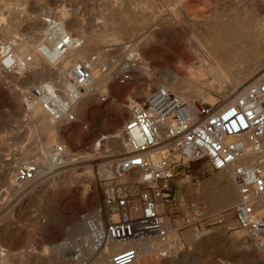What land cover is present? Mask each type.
Returning <instances> with one entry per match:
<instances>
[{"label": "rangeland", "instance_id": "374dc122", "mask_svg": "<svg viewBox=\"0 0 264 264\" xmlns=\"http://www.w3.org/2000/svg\"><path fill=\"white\" fill-rule=\"evenodd\" d=\"M107 1L71 0L72 7L65 9L61 7V0H0V31L17 41L18 35H26L23 44L17 43L23 52L31 46L34 37L44 38L47 17L59 15L63 19L65 10L70 31L84 44L81 50H73L68 59L58 65L40 55L41 67L35 70L39 82L67 79L70 65L87 58L93 51H99L104 61L112 59L113 55L123 60V50L119 46L124 42H130L139 52L142 60L139 67L144 68L143 73L126 86L97 81L91 93H87L91 99L88 112L78 115L75 111L79 123L58 134L55 130L44 132L41 125L35 123L33 110L27 111L21 105L22 93L37 83H18L7 76L4 67L0 68V254L7 260L6 264H97L108 259L110 255L97 250L82 262L75 254L83 245L84 237L79 236L75 243L66 241L78 223L90 224L88 218L99 212L102 170L110 167L111 164L106 165L112 159L109 157L117 154L106 138L120 134L129 120L131 107L153 88L168 87L167 79L175 77L177 88L189 90L192 84L201 85L211 80L206 66L209 61L227 74L254 68L257 62L251 55L258 53V49L244 40L239 43L240 50L234 48L235 45L228 42L230 36L225 33L228 25L246 26L259 20L262 26L260 44L264 48V0H150L151 6L137 15L130 3L135 0H119L126 3L124 9ZM28 25H36L35 35L26 30ZM9 41L0 38V44ZM213 45L223 46L224 50L220 49L218 55L226 53L224 59L211 53ZM41 52L52 54L46 40ZM229 82L230 89L247 84L243 82L235 87L230 79ZM210 95L212 97L207 100L214 104L224 92L221 96L215 92ZM56 142L65 144L67 151L77 159L67 157L64 168H47L52 171L51 175L32 193L13 192L7 181L15 180V169L32 161L42 166L44 163L50 165L47 149ZM47 169H43L41 175ZM177 173L171 185L176 199L173 213L177 223L183 224L187 217L202 218L205 230L198 227V231L205 234L197 235V226L181 230L179 235L185 243L184 250L178 236V240L174 237L175 232L172 240L181 252L177 254L174 245L166 259L177 256L181 264H264V253L237 226L233 207L238 195L229 203L219 195L216 186H205L219 173L206 162L177 169ZM64 189L67 193L49 209L50 195ZM220 219L224 221L219 223ZM247 237L251 241L243 244L240 239ZM154 245L158 253L155 251L153 258L163 247L158 241Z\"/></svg>", "mask_w": 264, "mask_h": 264}, {"label": "built area", "instance_id": "2783aa9c", "mask_svg": "<svg viewBox=\"0 0 264 264\" xmlns=\"http://www.w3.org/2000/svg\"><path fill=\"white\" fill-rule=\"evenodd\" d=\"M62 2L72 7L71 0ZM44 26L43 37L54 56L51 64H61L73 50L84 47L59 15H49ZM25 40L23 35L18 42ZM119 47L123 60L113 55L104 61L99 51H93L70 65L66 89L49 79L39 82L22 93L21 105L27 111L39 107L56 124L79 123L75 110L96 83V73L111 72L119 86L139 74V52L130 42ZM16 49V41L0 44V60L6 70L25 74L33 56L18 55ZM8 61L10 65L4 66ZM119 140L124 151L109 157L111 174L100 179L96 241L100 254L111 243L125 248L110 254L104 264H133L139 244L153 247L157 241L163 245L159 255L167 258L175 245V232L184 250L181 230L197 226L196 233L205 234L198 231V227L205 230L202 218L187 217L179 224L173 213L176 199L171 185L177 169L199 162H206L214 172L231 171L238 192L233 207L237 226L264 251V69L232 97L221 96L214 104L203 95L188 102L167 88L155 87L132 106ZM49 157L54 166L63 165L67 157L77 159L65 144H55ZM38 173L37 162H27L15 169V178L25 183L35 180Z\"/></svg>", "mask_w": 264, "mask_h": 264}, {"label": "bare ground", "instance_id": "6f19581e", "mask_svg": "<svg viewBox=\"0 0 264 264\" xmlns=\"http://www.w3.org/2000/svg\"><path fill=\"white\" fill-rule=\"evenodd\" d=\"M62 1L63 0H61V7L67 9V6L64 5V3ZM107 2H111L113 4L117 3L119 6L121 5L123 7V9L126 7V3L125 2L120 3L119 0H108ZM130 3H131L132 11L137 15V14L144 13L148 9V7L151 6L152 2H150V0H135V1L130 2ZM63 12L65 13L63 19L67 22V25L69 26L68 19H66L68 16V13L66 12V10ZM146 13H148V12H146ZM236 14H238V13H236ZM21 17L23 18V16H21ZM40 19L41 18H37V20H40ZM217 22H219V21H217ZM35 29H36V25H28L26 28V30L32 32L33 35H35ZM225 33H227L230 36V39L228 40V42L232 43V45L234 44L235 45L234 48H237L240 50L239 43H240V41L244 40L251 47H255L258 49V53L255 52L253 55H251V57L257 62V65L254 68L253 67H247V68H245L244 71H232L231 73L227 74L226 72H224V73L221 72V70H219V68L217 67V65L213 61H209V62H207L206 66L210 71L211 76L210 75L209 76L211 77V80L208 83H204L201 85L192 84L191 89L184 90V89L177 88L178 79L174 77L172 80L167 79L169 86L166 88L169 89L170 91L175 92L178 95H180L185 101L192 102L195 98H198L201 95L205 96L206 99L209 96L212 97V95H210V93H213V92H215L218 96L223 95V92H224L223 96L232 97L237 92L238 89L246 86L248 84V82L250 83V81H253L257 77V75L264 69V59L261 58L262 56H264V48L260 44V39H262L261 38V33H262L261 23H259V20L258 21L253 20V21L249 22L246 26H239V24L233 25V26L228 25V30ZM18 36H19L18 39H20L21 36L20 35H18ZM0 38L3 39L4 41H9V40L11 41L12 40V41H16V43H20V44L24 43V41L18 42L13 36L3 32V31H0ZM43 43H45V38L38 39V38L34 37L33 43L31 44V46H29V48H24V52L22 51L21 47H19L17 45L16 52L18 55L31 54L33 56V63L30 66L31 70L27 71L25 74L17 75L15 73L10 72V71L5 69L6 70L5 73L7 74V76L9 78H12L14 81H16L18 83H21V82H23V83H38L40 78H38L35 75V70L38 69L39 67H41V60H40L39 56L45 55L46 59L50 60V59H52L51 57L53 55L49 52L48 53L47 52H41V45ZM248 44H246V45H248ZM26 45H27V43H26ZM220 49L224 50L223 46L222 47L220 46V48H218V45H215V46L213 45L211 47L210 51L212 54H214V56L216 58L219 57V58L224 59V55L226 53H224L222 55H218V52H220ZM67 59H68V57L64 60H67ZM237 62H239V61H237ZM10 63H11V61L5 62L4 66H9ZM0 68H3V63L1 60H0ZM143 69H144L143 67H139V73L140 74L143 73ZM96 76H97V81H99V84L101 83V81L103 82V81L107 80V82L113 83L116 86H118V84L112 80V74L110 72H108L106 74L96 73ZM229 79L231 80L232 84L236 85L235 87L240 86L241 83L243 84V82H245L247 84H245L239 88H235V89L231 88L230 89V85L228 84V83H230ZM53 80L58 82L62 89H66V86L68 83L66 81L67 79L56 78ZM97 81H96V83H98ZM95 84H94V86H95ZM165 84L167 85V83H165ZM163 86H164V84H163ZM93 87L86 92L85 97L82 100V103L77 106L75 111L78 113V115H85L88 112V106L91 104V101H90L91 99H90V96H87V93H89V92L91 93ZM125 109H124V111H125ZM32 110L35 114V123L41 125L42 130L46 133L54 131V130H55L54 133H56V131H57V134L58 133H64L70 129L71 125H74V124H56L49 119L51 122L50 123L49 120L45 117L44 113L40 110L39 107H35ZM117 114H118V112H117ZM58 137H60V135H58ZM61 137H63V136H61ZM120 137H121V133L116 135V136H109L106 138V139H108L110 147L114 153H119V152L124 151L123 144L119 140ZM52 144H50L49 148L47 149L48 155H49L51 148L55 145V144H53V145ZM56 144H58V143L56 142ZM49 161H50V159H49ZM111 162L112 161H109L106 165L111 164ZM66 163H67V161H66ZM37 164L39 165V173H38V176L36 177L35 180L25 182V183H18L16 181V178H15V180L10 179L7 181V183L10 184V188L13 192L15 191L18 194L32 193L36 188H39L43 185V183L45 182L44 179H46L48 176L51 175L52 171H49V169H51V168L53 169L54 167L60 168L65 163L61 166H54L51 161H50V165H48V166H46L45 163L43 166L40 163H37ZM64 166H66V165H64ZM64 166H63V168H64ZM47 168H49V169H47ZM43 169H47V171H43L45 173L43 175H41ZM102 173L104 176H109L111 174V169H109L108 167H105V168H103ZM218 173L219 174H217L211 180H209L207 183H205V186H207V187L208 186H216V188L218 189L217 192L219 193V195L224 200H226L229 203L235 201V199L238 195V192H237L236 186L233 184V182H231L232 181L231 171H228V170L227 171H220ZM17 184H19V185H17ZM20 184H25V185H20ZM63 193H67V191L64 189L62 191L55 192V193H52L50 195L51 198H50L49 202L51 205L49 206V209H53L56 206V203H57L59 197ZM192 196H194V195H192ZM205 196H207V195H205ZM96 198L94 200H96ZM226 201H224V202H226ZM88 220H89L90 224H88V222L78 223L77 227L71 230L72 233L70 234L69 239L66 240L68 243H75V242H77V238L79 236L84 237L83 245H80L81 247H80L79 251L75 254L76 257L78 259H80L82 262L85 260L87 261V259H86L87 256H90L91 254L95 253L99 249V242L96 241L97 234H99V227H98V223L100 221L99 213H97L96 216L93 215V217L88 218ZM84 223H87V224L85 225ZM91 227H92V229H91ZM197 235H202V234L197 233ZM177 236L178 235H176V233H175L174 237L178 240ZM240 240H241V242H243V244H249V242L251 241L248 239V237L246 239L241 238ZM138 247H139V255L133 264H181L180 258L177 256H171L168 259H166V258L164 259L158 254V255H156V257L153 258L152 254L155 251H156V253H158V248L155 245L153 247H151V246H149L148 243H141L138 245ZM175 247H176L175 252L177 254L180 253L181 250L179 249L178 245H175ZM123 248H125V247L120 246V245L115 244V243H111V244L107 245V250H106V252H104V254L107 253L108 255H110V253L118 252V251L122 250ZM173 250H174V248H173ZM258 250H260V249H258ZM260 252L264 253L263 250H260ZM106 260L101 261L100 263H97V264H104V262ZM6 263H7V260L3 257V254H0V264H6Z\"/></svg>", "mask_w": 264, "mask_h": 264}]
</instances>
